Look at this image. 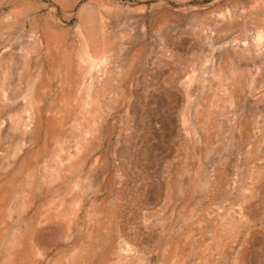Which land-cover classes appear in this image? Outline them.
I'll list each match as a JSON object with an SVG mask.
<instances>
[{
    "label": "rangeland",
    "instance_id": "374dc122",
    "mask_svg": "<svg viewBox=\"0 0 264 264\" xmlns=\"http://www.w3.org/2000/svg\"><path fill=\"white\" fill-rule=\"evenodd\" d=\"M0 264H264V0H0Z\"/></svg>",
    "mask_w": 264,
    "mask_h": 264
}]
</instances>
